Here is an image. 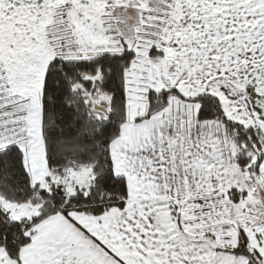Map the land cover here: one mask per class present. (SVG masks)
I'll list each match as a JSON object with an SVG mask.
<instances>
[{
	"label": "snow or ice",
	"instance_id": "obj_1",
	"mask_svg": "<svg viewBox=\"0 0 264 264\" xmlns=\"http://www.w3.org/2000/svg\"><path fill=\"white\" fill-rule=\"evenodd\" d=\"M0 264H264V0H0Z\"/></svg>",
	"mask_w": 264,
	"mask_h": 264
}]
</instances>
